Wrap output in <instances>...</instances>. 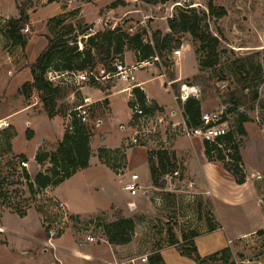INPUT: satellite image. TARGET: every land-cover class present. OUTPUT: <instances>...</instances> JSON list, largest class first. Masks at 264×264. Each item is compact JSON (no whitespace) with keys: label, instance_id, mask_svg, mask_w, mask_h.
<instances>
[{"label":"rangeland","instance_id":"obj_1","mask_svg":"<svg viewBox=\"0 0 264 264\" xmlns=\"http://www.w3.org/2000/svg\"><path fill=\"white\" fill-rule=\"evenodd\" d=\"M208 2L209 0H0V114L23 101L38 102L32 107L38 123V130L32 136L29 137V131L25 130L31 127L27 118L20 120L23 113L14 116L19 122L20 131L16 136L15 147L8 148L3 129L0 130V264H50L58 257L65 263L83 264L88 256L84 253L85 249L91 247L106 259L148 254L149 262L144 264H152L151 257L158 251H161L167 264H198L195 253L205 257L229 248L227 254L230 262L264 264V133L261 131L264 125V0H214L217 5H223L227 9V14L223 17H207L211 30L221 39L220 60L215 66L203 67L200 64L202 52L198 50L199 41L194 40L190 33H184L180 34L181 55L166 49L159 59L136 69L137 80L148 79L144 86L149 94L167 107L156 110L168 122L151 132L145 139V144H137L147 147L150 152L167 149L174 157V164L161 178V185L149 184L152 182L149 167L136 168L135 171L140 174L138 182L146 186V190L141 187L137 195H133L135 201L127 205L125 198L130 196V192L124 190L123 184L115 176L103 170L78 175L63 184L60 191L73 194V200L80 205L83 203L86 206L102 207L95 212L80 214L69 208L66 198L53 193L54 186L31 190L24 175V168L34 178L38 171L51 165L48 160L39 164L34 157L35 153L40 149H56L57 143L71 124L72 110L85 100H80L78 86L69 82L66 75L54 80L59 88L56 91L57 103L52 117L46 113L38 96H28L21 92L20 88L28 80L25 81V72H22L24 75L21 77H18V73L31 67L36 49H30L29 56L25 47L21 48L16 40L8 36L5 25L7 20L19 17L21 11H24L29 16L25 25L29 26V30H24V27L22 32L29 35L30 39L34 38L35 43L43 38L48 41V35L61 36V39L71 43L77 35L83 46L89 35L105 28L130 33L146 30L149 35L157 29L165 33L171 32L168 18L179 7L195 6L203 13L208 12ZM60 17L74 28L72 33L66 34L68 28L59 26L57 19ZM11 55L14 56L12 62ZM123 58L128 63H136V50L128 47ZM100 68H97V72L103 73ZM157 74H164L165 79L156 76ZM173 77L181 79L169 84ZM123 81L113 74L96 82L100 87H112L127 82ZM90 82L86 83L91 84ZM105 89L107 91L108 88ZM184 89L190 96L201 100L203 112H232L231 129H235V119L240 113L249 118L244 123L246 134L235 133L246 184L238 187V193L243 194V197L240 201L231 202L232 206L220 202L213 204L203 194L192 191L193 183L187 177L193 176H187L184 171L186 155L179 152L178 156L172 149L173 142L177 139L194 137L187 136L182 129L174 131L171 125L183 111ZM125 96V92L113 96L117 112H113L108 121V99L92 101L88 107L89 116L85 123L93 137V168L99 157V149L103 147L97 139L99 130L109 131L116 142L124 138L129 141L135 130L132 118L135 97L127 101ZM8 99L17 101L9 105L6 102ZM173 110L177 112L176 117L172 115ZM42 112H45L47 118L40 116ZM3 119L10 122V129L15 128L12 117L0 118ZM100 119L104 120V124L99 122ZM61 132L63 133L59 136L58 133ZM133 145L136 144L119 148L126 154V148ZM23 153L28 156L26 165L21 161ZM242 154L247 163L255 168L246 165ZM231 159V156L225 157L221 162H232ZM225 168L230 171L226 166ZM176 169L180 171L179 174L172 175ZM132 171H125L123 177L127 178ZM232 174L237 182V176ZM166 175L172 176L166 178ZM252 188H256L257 194ZM38 191L41 192V200L37 197ZM49 194L63 202L65 207V216L56 214L55 226L59 229V235L52 244L42 221L41 211V206L48 204L52 211L57 212L51 207L52 199H47ZM26 216L28 217L24 219ZM121 216L134 218L136 228L130 243L116 246L107 240L104 224ZM21 223L26 229L22 235L3 231L7 230L3 227L6 224L22 229ZM248 229L249 232L240 234ZM88 234L94 235L97 240L87 241ZM172 235L180 241L178 245L172 244ZM186 236L191 238L184 241ZM181 247L192 248L193 255L182 253ZM73 248L77 249L78 255L73 253ZM221 256L223 254L219 255V259L210 260L211 264H226L227 259Z\"/></svg>","mask_w":264,"mask_h":264},{"label":"trees","instance_id":"obj_2","mask_svg":"<svg viewBox=\"0 0 264 264\" xmlns=\"http://www.w3.org/2000/svg\"><path fill=\"white\" fill-rule=\"evenodd\" d=\"M154 1L165 2L168 0ZM226 14L227 9L225 6L217 5L214 0H209L208 12L200 13L195 6L179 7L176 13L168 18L171 32L167 33L157 29L149 35L146 30L130 33L119 29L105 28L89 35L83 46L80 44L82 40H78L77 35L73 37L71 43L61 39V36L53 37L48 35L46 46L30 65L33 79L24 83L20 90L28 96L33 94L38 96L43 103L44 110L52 117L55 114L56 91L59 85L54 82L55 79L50 78V72H76L101 67L100 69L104 70V74H106L113 70L117 57L124 59L123 54L128 47L136 50L137 61L152 62V60L163 56L164 50L174 51L180 47L182 43L180 34L184 33H190L194 40L199 41L198 50L202 52L200 64L203 67L215 66L220 60L219 47L221 39L211 30L207 17L215 16L220 18ZM28 21V14L21 11L19 17L9 19L5 24L7 35L16 40V43L22 47H25L30 39L29 35H25L22 32ZM57 21L59 26L63 25L64 28H68L66 34L73 32L74 28L68 26L63 17L58 18ZM175 78L173 77L172 79L175 80ZM90 81L93 85L98 84L93 78ZM97 86L100 87L99 84ZM102 88L104 89L105 86ZM132 93L140 102L145 101L146 94L140 86H134ZM177 97L179 96L177 95ZM160 107L156 101L153 102V110ZM183 110L189 124L201 125L203 106L199 98L189 95L184 100ZM74 113L72 110L71 114L73 115ZM248 120L249 118L246 114L240 113L238 115L235 119V129H231L220 138L224 142L223 147L218 146L215 142L205 141L206 154L210 160L224 161L225 157L231 156L232 162H224L223 164L237 176V182L239 183L245 182L246 175L242 172L240 166L242 156L240 155L235 133L246 134L244 123ZM9 127H4L0 130L3 129L6 145L9 149H12L11 140L17 135V131L15 128L10 129ZM28 131V136H32L33 131L31 129H28ZM148 153L152 184L159 186L161 185V178L165 176L169 168L174 164V157L167 149H159L156 152L148 151ZM91 155V131L88 124L73 115L71 124L66 129L63 138L57 143L56 149L53 151L40 149L35 155V159L39 164L48 160L51 165L45 170L38 171L34 178L24 168V175L33 191L57 186L80 169L88 167ZM98 156L102 162L110 166L115 172H119L126 164V154L121 148L110 150L106 147H101ZM21 158L22 164L23 162H28V157L24 153L21 154ZM41 211L45 214L48 213L44 206H41ZM21 215H24L23 212H21ZM104 227L107 240L111 244L124 245L132 241L136 222L132 217L121 216L117 220L105 223ZM190 238L186 236L183 240ZM179 243L178 238L172 235V244L178 245ZM181 250L182 253L190 255H193L194 252L190 247H181ZM228 250L229 248L216 251L205 257L195 253V258L198 264H211L210 260L219 259V255L223 254L221 257L227 259L226 264H235L234 261L230 262L228 260ZM160 262L167 264L160 251H158L157 254L151 257V263L159 264Z\"/></svg>","mask_w":264,"mask_h":264},{"label":"crops","instance_id":"obj_3","mask_svg":"<svg viewBox=\"0 0 264 264\" xmlns=\"http://www.w3.org/2000/svg\"><path fill=\"white\" fill-rule=\"evenodd\" d=\"M47 42H48L47 39L43 38L42 40H40V41L38 40L35 43L34 38H31L28 41V43L26 44L25 48L23 47L24 50L29 54V56H30V53L28 51L30 49H33V48L36 49L34 52V56L32 58V62L36 59L38 54L46 46ZM21 48H22V46H21ZM12 59H14V56L12 57V55H11L10 56L11 62L13 61ZM126 62H127V60H126ZM132 63H129V64H132ZM22 72H25V77H26L25 81L26 80L31 81L33 79L30 67H27L26 69H24V71L22 70L21 72H19L18 77H21L24 75ZM156 76H160V77L164 78V74H157ZM64 78H65V76H64ZM180 79H181V77L178 79L172 80V82L179 81ZM147 80L148 79L137 80L138 82H141V85H142L141 88H143L146 96L149 97L151 100L156 101L161 107L167 108L165 106V104H163L161 101H159L156 97H153L149 94L148 90L144 86V84L146 83ZM112 87L114 88L113 90L111 89ZM112 87L111 86L108 87V85H107V87H105V88H108L106 91L105 88L103 89L102 87H99L97 85L84 83L82 86L77 87V90L79 91L78 95L80 96L81 101L85 100L86 98H90V100L94 101V102H99V101H102L103 99H108L109 100L108 107L110 110L109 115L106 119L108 121L111 118L112 113L117 112L115 102L113 99L114 95H116L118 93L125 92L126 93L125 98L127 101H130L131 98L133 97L132 96V88H133L132 84L127 85V82H125V84H120L119 86L112 85ZM105 92H107V93H105ZM72 97H74V96L72 95ZM14 101H17V100H14ZM14 101H11V99L6 100V102L9 105L12 104ZM36 103H38V102H33V103L27 102V103H25L23 101V103L21 102L18 105H14L13 107H11L12 109H9V110L5 109V111L0 114V118L12 117L13 125L15 126V129H16L17 135H18L20 133L19 126H18L19 122L15 118L16 117L15 115L16 114L19 115V114L23 113L24 115L22 117H20V120L27 118V120H26L27 123L29 125H31V127L29 126L28 128H30L34 133V131L38 130V123L36 120L37 116H36V114H34V110L32 108L33 105H35ZM40 116L47 118V115L45 114V112H42ZM131 116H130V118H131ZM130 118H129V121H130ZM101 121H102V124H104V120L100 119L99 122H101ZM28 128H26L25 130L27 131ZM62 133L63 132L58 133V135L60 136ZM98 134L99 135H98L97 139L99 141V144L103 147H109V148L115 149V148L124 147L127 145L128 140H125V138L120 139L118 142L114 141L111 138L112 134L109 131L105 132V131L99 130ZM16 136L13 137L11 140L13 147H15ZM263 136H264V134H263ZM92 142H93V137L91 135V146L93 145ZM92 147H94V146H92ZM172 147H173L172 149L174 151H176V153H178L177 154L178 156H179V152L186 155V158L184 160V165H185L184 171H185V174L187 176L188 175L193 176L192 178L189 176L187 177V179L189 181H192V183H193L192 191H195V193H199L200 195L203 194L207 199H210L213 202V204H214V202L215 203L220 202V203H224L225 205H228V206L229 205L232 206L233 204L231 202L240 201V199L243 197V194L238 193V191H240V190H238L239 189L238 187L245 186L246 182H244L242 184H238L236 182L233 174L225 168L224 164L221 161L208 159L207 154H206V150H205V141L203 140L202 137L194 136V137L177 139L176 141L173 142ZM125 152H126V165L119 172H115L110 166H108L106 163L102 162L99 159V157L96 158V164H95L96 166H95V168H93V152H92L89 166L86 168L80 169L75 174H73L70 178L66 179L65 181H63L59 185L54 186L53 187V193H55V195H57V196L60 195L61 197L63 196L64 198H66L68 201L67 204L69 205V208L75 213H80V214L84 213L85 214L88 212H93V211L95 212V211H98L99 209H102V207H100V208L98 207L99 205L86 206L83 203L80 205L78 202H75L73 200V194L71 195L68 192H65V193L61 192L60 187L63 184H65L66 182L76 178L78 175H81V174L87 175L88 173H92V172L98 173L99 171H102V170L105 173H109V174L115 176V178L119 179V181L124 185V182L130 180L131 175L133 173H138V171H135L136 168H139V167H149L150 168L149 153H148L147 147L144 148L140 145H133V146L127 147ZM242 155H243V158L245 160L246 165H249L246 161L244 154H242ZM249 167L255 168L251 164L249 165ZM92 168H93V171H91ZM129 170H131V171L134 170V171L131 172L132 173L131 175H127V178L123 177V175L125 174V171L127 173H129ZM151 183L152 182H149V184H151ZM252 190H254L255 194H257L256 188H252ZM58 193H59V195H58ZM145 193H147V191H145ZM129 194H130V196L127 195V197L125 198V202L127 205L129 203L135 201L134 196L131 193H129ZM135 195H137V194H135ZM122 204H124V203H122ZM18 217H20V216H18ZM27 217L28 216L23 217V218L26 219ZM19 219H22V218H19ZM16 221L18 222V220H16ZM22 226H23L22 229H19L18 226L16 227L13 225L6 224L3 227L6 228L7 230H3V231H5L7 233H11L13 235H20V234L22 235V232L26 231L25 225L22 224ZM247 232H249V229L246 231H241L240 234L243 235ZM116 246H122V245H116ZM112 247H113V245H112ZM72 251L74 254L75 253L77 254L76 248H73ZM85 251L86 252H84V251L83 252L86 253L88 256H87V258H85V261H84L85 263H83V264H102V261L108 260V259H106L107 257L105 258L103 255L98 253V251H95L93 249V247L87 248V249H85ZM46 253L47 252H45V254ZM113 253H114V250H113ZM19 262L23 263L22 260H20ZM63 263L69 264L67 262L65 263L64 260H63ZM50 264H56V260H54V261L52 260L50 262Z\"/></svg>","mask_w":264,"mask_h":264},{"label":"built area","instance_id":"obj_4","mask_svg":"<svg viewBox=\"0 0 264 264\" xmlns=\"http://www.w3.org/2000/svg\"><path fill=\"white\" fill-rule=\"evenodd\" d=\"M24 30H29V26H26ZM176 55H181L182 50L180 47L174 50ZM151 61H137L136 63L129 64L126 62L125 59L117 58L114 62V68L112 71L104 74L98 73L97 69H88L83 71H76V72H64V73H57V72H50L49 76L52 79H56L59 76L66 75L68 77V81L72 82L73 84L77 85L78 87L82 86L87 81H90L92 78L96 81L106 79L109 75H117L119 79L124 81L130 82L132 87L140 86L141 82L137 81L136 76V69L138 66L145 65L150 63ZM169 84L172 81L168 82ZM133 89V88H132ZM194 89V88H193ZM191 90L193 94L195 93L194 90ZM185 90V89H184ZM187 90L182 93V97L185 100L189 94H185ZM132 96L134 97L133 93ZM92 104L90 98H86L84 103H79L77 106L74 107L73 111L75 112L73 115L81 119L82 121L86 122L88 120V107ZM153 102L152 100L146 96L144 102H140L137 98L133 103V121L135 130L132 133V136L128 144H145V139L148 138L151 132H155L157 127H162L165 123L168 122L167 118L164 115H160L157 113L158 110L152 109ZM150 108V109H149ZM154 113H157L154 115ZM70 114L71 117H73ZM154 115V116H153ZM172 115L176 117L177 112L176 110L172 111ZM153 116V117H152ZM233 120L232 112H228L227 110H217L211 112H203L201 116V125H191L188 123L187 117L184 114V110L182 113L179 114L178 118L171 122L173 126V130H181L187 136H200L203 138L204 141L215 142L218 146L223 147L224 142L220 140L221 137L226 135L231 130V123ZM10 122L7 119L0 120V129L4 127L10 126ZM261 131L264 133V125L261 128ZM27 162H23L26 165ZM179 170L176 169L172 173V175H178ZM172 175H166V178ZM139 174L133 173L131 175L130 180L124 182V189L130 192L132 195H135L139 192L140 188L143 187L146 190V186L141 185L138 182ZM39 192V191H38ZM48 200L52 199L51 207L54 208L57 212L52 211L48 204H45V208L47 209L48 213L42 212V221L47 229L48 238L53 243L54 239H56L59 235V229L55 226V218L56 214L65 216V207L63 202H61L57 198H53L52 195H48ZM39 200L43 199L41 197V192L37 194ZM46 200V199H44ZM45 201V202H48ZM87 241H96L97 238L94 235L88 234L86 236ZM55 246V244H53ZM58 257V256H57ZM149 262L148 254L142 255H133L126 258H118L114 257V259H108L102 261V264H144ZM56 264H64L61 258H56Z\"/></svg>","mask_w":264,"mask_h":264},{"label":"bare ground","instance_id":"obj_5","mask_svg":"<svg viewBox=\"0 0 264 264\" xmlns=\"http://www.w3.org/2000/svg\"><path fill=\"white\" fill-rule=\"evenodd\" d=\"M187 88V86L185 87V89ZM187 93V91L185 92V94Z\"/></svg>","mask_w":264,"mask_h":264}]
</instances>
